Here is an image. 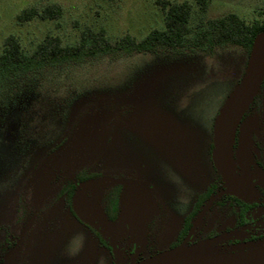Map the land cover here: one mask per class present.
Instances as JSON below:
<instances>
[{
  "label": "rangeland",
  "instance_id": "rangeland-1",
  "mask_svg": "<svg viewBox=\"0 0 264 264\" xmlns=\"http://www.w3.org/2000/svg\"><path fill=\"white\" fill-rule=\"evenodd\" d=\"M170 1L193 4V27L201 20L228 14H236L247 22L264 18V0H213L204 14L199 13L193 0ZM50 4L62 7L60 19H35L23 24L16 19L26 8L42 9ZM164 20L165 11L156 0H0V53L9 36L17 37L29 53L48 35L59 37L65 45H75L82 32L101 28L111 41L126 35L141 40L150 31L163 29ZM248 59L245 51L232 46L214 53L117 54L7 81L0 87V222L7 218L15 198L13 190L19 188V177L33 158L41 148L66 136L72 121L82 115L70 143L44 167V177L49 180L59 169L73 174L97 157L106 146L110 123L126 112L129 122L111 132V142L103 155L110 170H124L141 180H158L159 197L173 206L188 202L190 192L176 172L180 164L178 153L183 148L188 152L190 168L202 162V133H193L196 143L170 146L159 134L158 124L176 126L179 119L188 126L193 117V123L207 124L244 74ZM189 176L190 182L197 178L195 171ZM39 182L42 186V180ZM97 182V195L91 193L94 198H87L88 192L79 191L76 206L101 219L109 228L110 237L121 247L126 246L130 238L124 225L107 224L100 205L105 189L117 181L105 178ZM118 182L127 190L123 197L124 215H133L127 208L133 203L135 224L143 225L151 204L149 196H134L131 183ZM92 184L95 183L87 184L86 189ZM45 219L49 226L42 228L41 221ZM41 221L29 233L34 264H95L98 249L93 237L68 214L60 210L49 212Z\"/></svg>",
  "mask_w": 264,
  "mask_h": 264
},
{
  "label": "flooded vegetation",
  "instance_id": "flooded-vegetation-1",
  "mask_svg": "<svg viewBox=\"0 0 264 264\" xmlns=\"http://www.w3.org/2000/svg\"><path fill=\"white\" fill-rule=\"evenodd\" d=\"M244 74L238 82H241ZM218 112L211 116L207 124L193 123L195 117L189 119L188 126L179 119L176 120V126L158 124L159 134L170 146L196 143L193 133H202V162L195 166L192 164L190 168L188 152L183 148L178 153L180 164L176 172L185 188H188L190 197L188 202L176 206L159 197L158 180H141L119 169L112 171L103 159L111 142V132L130 120L126 112L110 123L106 146L97 157L73 174L59 169L51 174L49 180L44 177V167L67 147L83 115L72 121L68 134L59 137L51 146L41 148L40 154L35 157L37 159L33 158L30 167L19 177V188L13 190L15 198L9 205L7 218L0 222V264H34L33 239L29 233L49 212L59 210L68 214L93 237L98 249L95 264H134L171 251L231 255L263 248L264 80L236 129L233 160L237 182L232 184L218 171L213 160L214 124ZM194 171L197 178L190 182L189 175ZM105 178L117 183L107 187L102 194L101 210L107 224L117 226L121 222L124 225V232L130 238L126 246L121 247L115 238L110 237L109 228L105 227L101 219L93 218L92 214L89 216L90 213L87 214L85 210L82 212L76 206L79 191L88 192L85 194L87 198H94L92 194L97 195V181ZM39 180H42V186ZM118 181L131 183L134 196L139 193L149 196L151 204L143 225L135 224L136 213L133 208L136 206L133 203L127 206L128 213L133 215H124L123 197L127 190ZM89 183L95 184L88 191L86 185ZM41 222L42 228L49 226L48 220ZM119 252L123 253L122 256Z\"/></svg>",
  "mask_w": 264,
  "mask_h": 264
},
{
  "label": "trees",
  "instance_id": "trees-1",
  "mask_svg": "<svg viewBox=\"0 0 264 264\" xmlns=\"http://www.w3.org/2000/svg\"><path fill=\"white\" fill-rule=\"evenodd\" d=\"M193 1L199 13L204 14L213 0ZM156 4L165 11L164 28L150 31L141 40L126 35L111 41L106 30L101 28L97 31L82 32L79 43L75 45H65L59 37L48 35L29 53L17 37H7L0 53V87L9 80L41 70L80 64L89 59L117 54L148 55L159 51L214 53L219 48L232 46L242 49L249 56L256 37L264 34V18L247 22L236 14H228L207 21L201 20L193 27L190 21L194 6L189 1L156 0ZM62 15L63 9L60 5L50 4L42 9L26 8L17 15L16 19L23 24L35 19L56 20ZM236 83L234 88L240 82ZM234 88L232 87L228 92L229 95ZM228 94L223 98L215 114L224 106ZM71 197L72 194L68 197V203Z\"/></svg>",
  "mask_w": 264,
  "mask_h": 264
},
{
  "label": "water",
  "instance_id": "water-1",
  "mask_svg": "<svg viewBox=\"0 0 264 264\" xmlns=\"http://www.w3.org/2000/svg\"><path fill=\"white\" fill-rule=\"evenodd\" d=\"M264 80V34L256 37L241 82L229 95L214 124L213 160L229 183H236L233 144L238 124ZM134 264H264V247L231 255H197L171 251Z\"/></svg>",
  "mask_w": 264,
  "mask_h": 264
}]
</instances>
